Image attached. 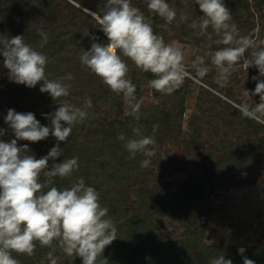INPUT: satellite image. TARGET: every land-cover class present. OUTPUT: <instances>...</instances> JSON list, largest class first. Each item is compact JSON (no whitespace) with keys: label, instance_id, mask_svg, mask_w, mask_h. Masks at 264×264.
Segmentation results:
<instances>
[{"label":"rangeland","instance_id":"rangeland-1","mask_svg":"<svg viewBox=\"0 0 264 264\" xmlns=\"http://www.w3.org/2000/svg\"><path fill=\"white\" fill-rule=\"evenodd\" d=\"M21 1L25 9H32L31 13L18 18L13 1L6 2L5 7L0 8L1 33L12 31L13 27L17 29L27 21L23 24L34 29L36 40H39L36 50L48 58V78L57 79L66 73L73 76L71 81H64L70 83L71 88L69 96L62 97L61 101L83 107L85 97L92 99L90 118L73 127L71 134L78 133L72 136L77 138L76 143L59 142V147L72 149L76 154L87 148L99 151L106 142L113 145V149H106L103 156L102 176L106 178L99 179L103 184L97 191L101 205L109 209L108 216L118 229V237L102 253L107 264H210L211 259L221 255L236 262L233 258L239 248L245 249L242 255L239 254L242 259L247 258L251 249L264 250V115L250 113L245 116L238 108L245 101L250 104L260 102L259 95L251 96L257 82L252 77L264 80L257 68L253 66L246 70L242 60L227 83H217V70L206 57L211 70L203 78H186L180 88L164 95L151 89L140 77L142 71L133 67L128 78L139 86L135 95L143 102L141 118L137 121L124 116L122 96L112 93L80 63L83 50H89L91 43L100 40L93 34L98 23L91 15L92 10L97 9L103 14L107 0H53L52 7L45 11L37 10L43 0ZM167 2L176 9L177 17L165 29L162 27L165 22L147 9V0H131L166 43L174 40L181 44L185 64L196 77L190 67L195 59L194 51L199 49L195 54L203 55L210 41L207 36H197L190 25L202 13L194 0ZM224 3L241 35L254 34L258 29L259 37L264 38V0H224ZM181 15H187L188 20L181 22ZM87 16L92 20L86 24ZM38 29L48 34L46 44H43ZM211 31L209 29V33ZM216 38L213 34V39ZM219 47L223 46L213 44L211 50ZM247 58H250L249 53L245 54L244 59ZM7 77L0 57V129L5 130L0 141L3 142L15 138L4 122L8 110L14 109L10 93L12 84ZM42 83L38 82L32 97L24 102L21 113L31 112L42 126L50 127L46 116L59 104L48 93L40 92ZM245 90L251 99L245 95ZM182 102L183 114L177 117V104ZM162 114H170L172 120L167 129L163 131L159 127L155 133L156 155L147 168H142L141 161L145 157L137 154L135 158H129L125 142L117 137L123 133L128 139L137 138L133 129L142 124H148L150 129L141 133L152 135L149 119L161 118ZM167 133L172 136L168 137ZM25 144L29 154L39 159L47 155L44 148L56 146L57 141L50 133L46 139L35 143L17 141L18 146ZM44 179L42 175L41 182ZM67 179H58L56 183L61 188V185L74 182L72 177ZM92 182L86 185L96 189L99 182ZM177 195L191 197L195 203V217L189 223L182 217L163 215L160 211L163 203L171 202ZM133 217H137L140 225L144 223L148 232L155 234L153 239L146 241L149 233L138 231L140 225L136 226V231L126 226ZM116 242L122 246L116 247ZM125 242L127 247L122 244ZM40 251L48 254L51 249L38 248L32 257L24 255L20 259L34 260ZM190 253L195 256L194 261H190ZM54 255L58 257V264H82L79 257H66L59 250ZM41 262L49 264L48 260Z\"/></svg>","mask_w":264,"mask_h":264},{"label":"clouds","instance_id":"clouds-1","mask_svg":"<svg viewBox=\"0 0 264 264\" xmlns=\"http://www.w3.org/2000/svg\"><path fill=\"white\" fill-rule=\"evenodd\" d=\"M194 5H198L202 15L190 26L197 36H207L210 41L203 55L195 54L199 49L194 51L195 59L190 67L196 77L185 64L181 44L174 40L166 43L131 0H107L102 15L91 13L106 37V43H91L89 50H83L80 63L112 93L122 96L124 116L139 121L143 103L135 95L136 85L128 78L127 61L140 71L151 73L155 78L148 81V86L164 95L180 88L186 78H203L211 70L206 57L217 70V83H227L242 60L246 70L254 66L259 76L264 77V38L259 37V30L251 35H241L224 0H194ZM146 6L165 22L162 25L165 29L176 20L177 11L167 0H147ZM187 20V15L180 16L181 22ZM38 32L46 44L48 34L42 29ZM92 39L95 41L96 38ZM213 44L223 47L212 51ZM246 53L250 58L244 59ZM0 56L11 81L28 88L42 81L40 92L48 93L59 104L46 116L50 127L42 126L31 112L9 109L4 117L15 138L10 142L0 141V264H20L13 253L31 257L35 255L37 245L51 249L47 254L49 264H58V257L54 255L57 250L66 257H79L82 264H107L102 253L118 237L117 226L108 216L109 209L101 205L97 190L86 185L82 177L69 187L53 186L54 178H70L79 170L78 157L49 165L50 160L55 161L62 155L59 142H66L73 127L92 115L89 112L93 107L92 99L85 97L83 107L61 101L70 94L71 84L64 81H71L72 74L49 79L47 56L25 43L23 35L0 36ZM252 79L257 82L251 96L259 95L260 102L250 104L245 101L238 108L245 116L250 113L264 115V80L256 76ZM245 95L251 99L247 90ZM158 129L159 125L153 124V134L143 135L139 128H134L137 138L128 139L121 133L117 139L125 142L129 158L142 154L145 159L141 161V167L147 168L158 148L155 139ZM50 133L57 144L39 159L29 154L27 144L17 145L18 140L39 142ZM4 134L5 130L0 129V135ZM244 252V248L238 249V254ZM210 264H232V261L221 255L211 259ZM243 264H255V261L244 257Z\"/></svg>","mask_w":264,"mask_h":264},{"label":"trees","instance_id":"trees-1","mask_svg":"<svg viewBox=\"0 0 264 264\" xmlns=\"http://www.w3.org/2000/svg\"><path fill=\"white\" fill-rule=\"evenodd\" d=\"M13 1V5H14V10H16V13L18 12L17 14V17L18 18H24L26 16H29L28 13H31V10L30 8L26 7V9L24 8V6L21 4V0H12ZM51 1L53 0H46V1H42V5L38 8L37 7V10L40 11V10H46V8H51L52 5H51ZM63 1V0H62ZM6 2H9L10 3V0H0V8H4L5 7V4ZM66 3V2H65ZM84 6V5H82ZM84 7H87V6H84ZM34 9V8H33ZM36 10V9H34ZM92 12H96L98 14H101L97 9H94L92 10ZM102 15V14H101ZM92 19L90 17H86V21L85 23L87 24L89 21H91ZM1 20H0V28H1ZM24 24H27V21H23ZM21 24L19 28L15 29V27H13L12 31H9L7 33H1L0 31V36H7L9 38L11 37H14L16 35H23L24 37V41L25 43L31 45L34 49H37L36 47V44L38 43L37 41L39 40H36V32L34 29L30 28V27H25L24 24ZM99 24L96 26V29L94 30V35L100 39V40H97L98 43H106V37L104 36L103 32L100 30L99 28ZM2 59L3 57L0 56ZM128 65H129V72H131V70H133L134 66L132 65L131 61H127ZM5 71L8 73V69L5 68ZM144 75H143V74ZM140 75V77L143 79V81L146 83H148L149 80L155 78L151 73H144L142 72ZM7 79H9V75L7 77ZM10 80V79H9ZM11 81V80H10ZM11 84H12V89L10 88V93H11V97L13 99V101H11L13 105V108L15 110H17L18 112H23L24 108H23V104L24 102L28 101L29 98H31L32 94L36 91V88H37V85L33 88H28L26 87L25 85L23 84H17L13 81H11ZM139 92V86H136V93L137 94ZM108 94V93H106ZM183 105L184 103H180V104H177V108H176V116L177 117H181L182 114H183ZM132 118V117H131ZM156 119V120H155ZM151 120V124L150 126L152 127L153 124H158L160 128H162V130L164 131V128L167 129L170 121L172 120V116L170 114H162L161 118H154L153 119H149ZM141 131L143 130H148L150 129L149 125L148 124H142L141 127L139 128ZM164 133V132H163ZM74 134H78L77 132H74ZM74 134H71V137H69L67 139L66 142H72L73 144L76 143L77 141V138H72V136ZM167 136L168 137H171L172 134H169L167 133ZM66 142H60V143H66ZM103 145V144H102ZM108 142H106L104 144V146L101 147V150L97 151L96 149L95 150H92L90 148H87L86 150H83L82 152L80 153H76L74 154L72 152V149H66V150H63L62 152V155L59 157V158H56L55 161H52V163H60L61 161L63 160H66L67 157L71 156L70 158H72L73 156L74 157H78V162H79V170L74 172L73 176H72V181H75L77 178H83L85 180V183H92V181L95 182H99L98 184H96V190L99 192L101 190V187H102V182L100 181L102 179V177H105V176H102V173L104 172V160H103V156L105 155V152L106 149H108L109 147L113 149V145H108ZM48 147L47 148H44L45 149V152L48 153V151L51 149L49 145H47ZM69 159V158H68ZM106 162V161H105ZM71 178V177H70ZM106 178V177H105ZM60 178H54V185L53 186H56L57 188H60V185L58 186V184L56 183V180H58ZM100 179V180H99ZM63 180H68L67 178H64ZM71 185V182L65 184V185H61V188L62 187H69ZM163 203V202H162ZM194 201L191 197H182L180 198L178 195L176 196V198L174 200H172L171 202H168V203H163V207L160 208V211L163 215H172V216H178V217H182L183 220L185 221V223H189L190 221L189 220H193V218L195 217V206H194ZM113 206V205H112ZM111 206V207H112ZM172 211L170 213H168V211ZM129 224V225H128ZM126 226H128V228H130V230H133V231H136L137 229V225H140L139 224V221L137 219V217H133L131 218V222H129ZM145 224L142 223L140 225V227L137 229L138 231H146L147 234L146 235V241H148V239H153L155 234L153 232H148L147 229H145L144 227H146V225L144 226ZM123 246L127 247L128 243H122ZM115 246L116 247H121L122 245L119 244V243H115ZM41 249L42 247H40L39 245H37V248L35 250V254H36V251L37 249ZM13 255L15 256L16 259H18L20 261V264H42L41 260H45L47 261V254H43L42 251L39 252L38 256L36 259H32L30 261L27 262V260H22L20 259L22 256L24 255H19L17 256L15 253H13ZM260 258H259V256ZM26 256V255H25ZM24 256V257H25ZM190 256V261H194L195 260V256L192 255L191 253L189 254ZM23 257V258H24ZM32 257V256H31ZM248 259H251L253 261H255V264H261L263 263L264 264V250H259V249H251L250 253L248 254L247 256ZM235 261L237 262H234L232 261V264H243V259L240 258L239 254H236L235 258Z\"/></svg>","mask_w":264,"mask_h":264}]
</instances>
